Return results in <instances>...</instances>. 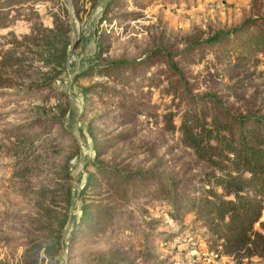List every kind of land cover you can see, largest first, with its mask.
Masks as SVG:
<instances>
[{"label":"rangeland","instance_id":"374dc122","mask_svg":"<svg viewBox=\"0 0 264 264\" xmlns=\"http://www.w3.org/2000/svg\"><path fill=\"white\" fill-rule=\"evenodd\" d=\"M105 1H20L9 25L0 29V62L6 58L12 80L53 81L30 97L0 96V128L40 120L0 139V264H146L125 243L136 236L116 219L146 231L142 223L148 218L157 220L153 224L161 232L169 226L180 230L177 236L160 235L157 245L172 264H264V257L216 252L192 214L171 219L162 198L167 178H190L198 187L195 175L211 170L180 139L184 103L164 91L166 59L181 67L192 93H214L235 112L259 106L264 113V52L254 64L234 66V60H216L223 51L218 45L188 49L199 36L264 15V0H115L102 12ZM158 48L171 56L151 57L140 81L131 75L136 66L127 65L116 81L109 69L103 71L112 60L137 61ZM87 62L102 65L86 68ZM235 80L245 85L227 88ZM81 87L91 88L85 93ZM168 112L172 131L163 119ZM60 121L69 131L51 140L62 131ZM33 134L37 138L30 140ZM20 136L27 139L12 147ZM109 169L137 178L133 197H127L125 186L123 199L115 194L108 181L118 176L101 171ZM84 214L89 218L80 222ZM111 217L115 222L108 223ZM254 228L264 235V208Z\"/></svg>","mask_w":264,"mask_h":264},{"label":"trees","instance_id":"16d2710c","mask_svg":"<svg viewBox=\"0 0 264 264\" xmlns=\"http://www.w3.org/2000/svg\"><path fill=\"white\" fill-rule=\"evenodd\" d=\"M20 1L24 0H0V29L9 25L8 21L12 17L10 13L14 4ZM113 5H115V0H106L105 7L101 9L102 12ZM30 14L32 15L33 11ZM127 16L131 17L129 14H126ZM94 34H97V30L94 31ZM96 37L99 43L100 36ZM229 38H231L227 44L229 48L225 49L224 41ZM239 39H242L241 44L236 41ZM199 45H218L223 48L222 56H215L216 60H234V66L246 64L249 61L254 64L258 60L256 55L259 52H264V15L255 18L247 17L241 25L235 28L217 30L199 36L192 40L188 49ZM158 54L171 56L170 52L158 48L137 61L124 58L112 60L105 64L106 68L103 71L109 69L116 81L115 77L118 72L127 65L128 67L132 65L137 67L133 68L137 70L131 74L132 78L134 81L139 80L138 76L143 74L145 68L149 66L151 57ZM93 56H96V53ZM1 60L5 61L6 58ZM3 61L0 62V96L30 97L47 89V86L53 83L52 79L47 78L43 82H30L21 85L7 75L8 72L5 70L6 66ZM166 62L168 76L166 75L167 85L164 86V91L171 92L173 97L181 98L184 103L179 125L180 139L194 152L199 161H203L211 167L210 171L195 175L194 178L201 184L198 187L190 184V178L166 179L162 198L171 207L169 217L177 220L182 216V213L192 214V221L211 236L208 245L218 253L231 254L234 258L251 256L262 258L264 257V235L254 228V224L259 220L264 208V113L261 112L259 106L249 112H235L214 93H192V86L185 80V74L181 67L168 59ZM101 65L100 62H87L86 68L89 66L100 68ZM170 73L176 77L169 76ZM237 85L242 86L245 83L235 80L227 88ZM90 88L81 87L79 89L86 93ZM261 95V98H264V93ZM204 102L209 106L203 105ZM172 116V112L163 115L167 129L170 131L175 129ZM60 123L62 131L53 136L51 140H57L63 133L69 131L65 122L60 121ZM36 125H40V120L34 118L29 123L2 127L0 128V139L16 135L20 131ZM41 132H45V127L41 128ZM36 135L33 134L30 140L37 138ZM26 139L27 137H17L13 143L11 142V146L14 147L13 144L20 145ZM78 152L79 150H76L74 157L79 155ZM70 163L73 167L72 162ZM101 171L118 176L116 180L108 182L121 199L127 193V188L123 186L130 188L127 197L131 198L136 194V191L132 190V188L136 189L132 183H135L137 178H131L129 176L131 174L115 169ZM136 187L138 189V186ZM154 200L148 199V202H154ZM141 210L142 212L147 211L144 207ZM113 214L115 213L113 212ZM88 218L89 216L84 214L79 221L82 222ZM116 220L119 225L131 230L136 236L135 241L125 242L134 257H143L146 264H172L167 257L160 256L157 245L161 239L160 235L173 237L181 234L180 230L175 231L169 226L168 230L161 232L158 226L153 224L157 221L154 218L143 219L142 225L146 231H139L127 220ZM79 221L76 220L72 228L73 237L78 230ZM106 221L108 223L115 222V217L107 218ZM119 241L124 242V240ZM135 246L138 249L134 250Z\"/></svg>","mask_w":264,"mask_h":264}]
</instances>
